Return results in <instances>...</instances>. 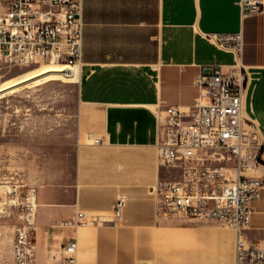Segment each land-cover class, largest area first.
<instances>
[{
	"label": "crops",
	"instance_id": "1",
	"mask_svg": "<svg viewBox=\"0 0 264 264\" xmlns=\"http://www.w3.org/2000/svg\"><path fill=\"white\" fill-rule=\"evenodd\" d=\"M239 1L84 0L77 116L22 225L34 228L38 264H62L72 239L77 264H235V230L159 216L151 189L173 171L161 159L166 109L194 107L203 99L195 78L234 64L204 36L214 33L244 34L247 111L260 131L259 166L248 175L264 182V14L242 19ZM120 195L127 205L118 227L58 226L78 211L111 219ZM253 208L243 234L264 249V189Z\"/></svg>",
	"mask_w": 264,
	"mask_h": 264
},
{
	"label": "built area",
	"instance_id": "2",
	"mask_svg": "<svg viewBox=\"0 0 264 264\" xmlns=\"http://www.w3.org/2000/svg\"><path fill=\"white\" fill-rule=\"evenodd\" d=\"M84 0H0V63L30 67L41 63L80 70L83 58ZM242 19L264 14V0H240ZM219 49L234 55V64L201 73L195 85L202 91L194 107L166 109L161 132V159L180 175L151 189L157 215L169 219L219 224L237 232L235 264H264V249L246 237L264 182L248 175L257 168L260 131L247 111L250 74L243 63L244 34L204 35ZM96 144H103L96 138ZM34 197V196H33ZM27 200L29 198L27 197ZM127 198L120 195L107 219L78 211L59 227L123 223ZM35 208L31 204L26 216ZM31 224L17 230L15 261L38 264ZM77 239L64 246L62 264H77Z\"/></svg>",
	"mask_w": 264,
	"mask_h": 264
},
{
	"label": "rangeland",
	"instance_id": "3",
	"mask_svg": "<svg viewBox=\"0 0 264 264\" xmlns=\"http://www.w3.org/2000/svg\"><path fill=\"white\" fill-rule=\"evenodd\" d=\"M44 65L0 63V88ZM77 110L78 82L73 81L52 80L0 97V264L15 261L17 230L35 203L39 180L67 150L59 145L65 123L76 119ZM179 175L174 170L169 176Z\"/></svg>",
	"mask_w": 264,
	"mask_h": 264
},
{
	"label": "bare ground",
	"instance_id": "4",
	"mask_svg": "<svg viewBox=\"0 0 264 264\" xmlns=\"http://www.w3.org/2000/svg\"><path fill=\"white\" fill-rule=\"evenodd\" d=\"M39 66L26 74L11 80L6 85L0 88V97L16 90L22 89L25 86L37 85L46 83L52 80H63L79 82V71L76 68L64 67L56 64L41 63Z\"/></svg>",
	"mask_w": 264,
	"mask_h": 264
}]
</instances>
